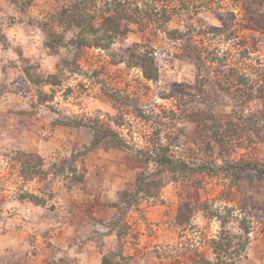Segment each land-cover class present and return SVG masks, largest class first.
I'll return each instance as SVG.
<instances>
[{"label":"rangeland","instance_id":"rangeland-1","mask_svg":"<svg viewBox=\"0 0 264 264\" xmlns=\"http://www.w3.org/2000/svg\"><path fill=\"white\" fill-rule=\"evenodd\" d=\"M22 1L0 0V264H216L224 230L230 264H264V176L226 170L264 166V0H121L110 47L57 52L59 0ZM95 127L128 148L79 153ZM161 146L188 167L138 157Z\"/></svg>","mask_w":264,"mask_h":264},{"label":"trees","instance_id":"trees-1","mask_svg":"<svg viewBox=\"0 0 264 264\" xmlns=\"http://www.w3.org/2000/svg\"><path fill=\"white\" fill-rule=\"evenodd\" d=\"M31 2L32 0H25L22 1V4H31ZM96 4L97 0H59L57 6L53 8L50 14L51 21L49 19L44 22L46 46L54 52L59 51L61 48H81L89 44L100 47H110L114 40H116L122 23L135 20L127 10L129 9L126 6L127 3L118 0L113 4V9H109L111 13L101 16L102 22L100 25H97L95 23L96 15L91 12L90 9L92 6L95 7ZM171 32L177 33L178 31ZM148 66V61L144 60L142 67L144 68L145 74L152 78L153 73L147 70ZM237 77L240 82H243L241 76ZM65 124L76 127H91L76 119H69V121H65ZM103 141L109 142L111 146L117 149L128 148V144L112 128L95 127L93 128V141L90 145H83L82 150L79 149V153L85 154L88 151H92ZM137 153L138 157L145 163H153L156 165L158 172L163 170L177 172L183 171L188 167L185 161H176L174 158L170 157L164 146H161V149L157 151L156 154L145 150H138ZM227 165L228 167L226 170L233 174H237L245 169H252L264 176V166L260 163L228 162ZM149 177L150 175L145 176V173L140 174L139 183L148 185L147 189H145L147 192H149L148 190L151 186H156V183H146V179ZM186 209L190 210V207L186 205ZM178 217L188 220V217L183 213V208L179 210ZM213 244L218 260L216 264H230V262L227 261L228 256L231 254L230 251L240 245V243L234 241V238L226 230L219 235L217 240L213 241ZM241 245L243 244L241 243ZM107 260L108 258L106 257L104 261ZM202 263L212 264L206 259H203Z\"/></svg>","mask_w":264,"mask_h":264}]
</instances>
